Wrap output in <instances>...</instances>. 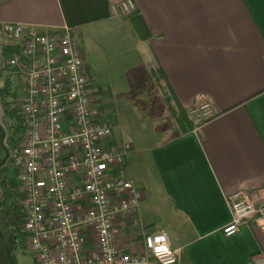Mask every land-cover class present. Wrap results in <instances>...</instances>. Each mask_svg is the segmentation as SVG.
<instances>
[{
  "label": "crops",
  "instance_id": "crops-1",
  "mask_svg": "<svg viewBox=\"0 0 264 264\" xmlns=\"http://www.w3.org/2000/svg\"><path fill=\"white\" fill-rule=\"evenodd\" d=\"M122 1L0 0V27L79 37L113 140L131 146L123 176L144 194L119 224L121 244L165 231L186 264H256L264 219L229 238L222 229L232 195L264 188V0H132L148 40L122 16ZM7 59L3 51L0 67ZM206 105L215 117L183 133L175 110L193 121ZM9 135L0 97V171ZM4 194L0 185V219ZM0 264H24L1 228Z\"/></svg>",
  "mask_w": 264,
  "mask_h": 264
},
{
  "label": "built area",
  "instance_id": "built-area-1",
  "mask_svg": "<svg viewBox=\"0 0 264 264\" xmlns=\"http://www.w3.org/2000/svg\"><path fill=\"white\" fill-rule=\"evenodd\" d=\"M135 10L132 0L122 1V16ZM0 41L10 48L2 79H12L23 121L18 182L24 247L35 263L186 264L165 231L142 233L134 247L121 244L119 224L136 213L144 194L123 176L131 146L113 140L75 32L38 34L8 24L0 27ZM191 116L200 128L215 114L206 105ZM229 205L232 221L222 229L228 238L264 219V188L237 192ZM129 225L138 229L137 222Z\"/></svg>",
  "mask_w": 264,
  "mask_h": 264
},
{
  "label": "trees",
  "instance_id": "trees-1",
  "mask_svg": "<svg viewBox=\"0 0 264 264\" xmlns=\"http://www.w3.org/2000/svg\"><path fill=\"white\" fill-rule=\"evenodd\" d=\"M127 19L133 25L141 40H148L150 38L149 30L137 9ZM4 52H10V48H5ZM6 71L8 69L3 63L0 79H2ZM0 97L4 108V120L10 130L8 145L12 152L11 159L0 171V185L5 191L1 199L0 228L8 237L13 253H16L24 245L28 234L23 229L24 215L21 204L23 198L19 191L20 185L18 182L22 159L20 150L16 145L19 136L23 132V121L15 105L16 93L12 89L11 78L8 77L3 86L0 87ZM175 118L183 133H189L198 128L180 108L175 110Z\"/></svg>",
  "mask_w": 264,
  "mask_h": 264
},
{
  "label": "rangeland",
  "instance_id": "rangeland-1",
  "mask_svg": "<svg viewBox=\"0 0 264 264\" xmlns=\"http://www.w3.org/2000/svg\"><path fill=\"white\" fill-rule=\"evenodd\" d=\"M6 45H7V43L0 41V56L2 55L3 49L6 47ZM1 67H0V71L2 69ZM2 85H3V81H2ZM99 103H101L100 99H99ZM191 117L193 118V116H191ZM168 236L170 238V234L169 233H168ZM22 248H26V247H24V245H23ZM22 248H20L18 250L19 257H20L21 261L24 264H36L35 261L30 256H27L26 259L24 258ZM26 251H27V249H26Z\"/></svg>",
  "mask_w": 264,
  "mask_h": 264
}]
</instances>
